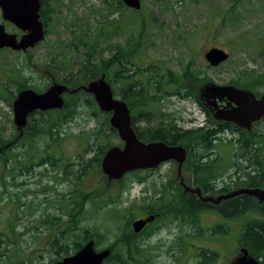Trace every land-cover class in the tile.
Returning a JSON list of instances; mask_svg holds the SVG:
<instances>
[{"label": "trees", "instance_id": "trees-1", "mask_svg": "<svg viewBox=\"0 0 264 264\" xmlns=\"http://www.w3.org/2000/svg\"><path fill=\"white\" fill-rule=\"evenodd\" d=\"M49 1L44 0L40 9V20L45 27L46 35L49 21L57 13L56 5H53L52 8V4H49ZM53 3L55 2L53 1ZM103 7L105 14H100L101 20L97 21V23H106L107 17L113 11L127 10L119 0H112L111 2L104 0ZM94 11L98 13V10ZM132 12L140 13V11L134 10ZM230 15L231 13H228L224 16L223 21ZM230 21L235 20L230 19ZM90 23L91 19L89 17L78 19V22L74 24L75 33L71 32L70 40L64 44L66 49L82 55L81 59L68 64L64 62L62 56H53L49 62L50 64L47 65V69H50L56 77H58L59 73L64 72L62 78H57V83L66 87V91L63 94L64 106L52 114L39 112L37 116L29 118L27 126L23 130L25 132V137L22 141L24 146L22 150L24 154L22 159L24 173L31 175L33 168L45 162L49 165H54L53 163L57 162V158H60V161L65 159V164L69 162L71 164L77 163L78 158L70 161L69 157H56L51 152V149L67 140V134L63 127L68 122L77 119L80 116V111L83 112L81 115H84L88 121L92 122V128L81 130L76 135L70 134V138L77 140L79 143H87L85 152L94 154L93 159H87L81 165L86 174L91 169L101 168L102 158L106 150L110 148L108 142L113 136H117V133L109 124V114L99 111L88 89L90 83L105 80L111 86L113 95L115 97L119 96L126 103L130 112L131 127L140 141L144 143L163 142L170 146L180 145L185 148V166L190 170V175L193 179L190 183L199 187L202 197L211 196V194L207 193L223 194L232 189H264V117L261 122L255 124L256 129L252 133H247L234 123L216 120L210 112L211 109L199 98L200 88L206 89L213 82L202 70L194 68L192 60H189L179 73L168 69L159 72L149 65L144 69L135 66V61L141 51V41L139 39L134 41L124 40L123 42L109 45L108 49H106L109 52V56L104 58L101 55L102 46L98 40L99 36ZM24 66L27 70L28 68L31 70V72L28 70L29 75L25 73L21 75L19 68L14 65L16 74L7 80L15 87V92L11 93L12 99L16 97L17 92L23 89H32L38 94L44 91L36 83L42 76H33L35 75L34 66L30 57L25 59L22 64V67ZM131 67H135V73L140 74L142 71H150V75L149 77L137 76L135 78V75L133 76L130 72ZM227 85L251 91L258 97L260 93L256 91L255 87L264 88V79L253 80L246 84H242L238 80H231ZM168 88H172L173 92L168 93ZM151 91L154 92L153 95L150 94ZM168 95L194 102L203 113V125L182 128L175 124L172 119H166V115L161 112H157L154 120H152L151 105L154 102H160ZM138 122L144 123V127L137 126ZM224 132H229L234 139L228 140L227 144L222 143L221 145L233 147L234 154L232 156L233 160L230 159L231 161L229 160L223 168H220L221 157L213 156L211 158V156L214 154L213 151L221 146L216 141L221 140L219 135ZM9 142L8 140L7 143ZM1 143L2 141L0 140ZM119 147H121V144ZM2 149L4 147L1 144L0 150ZM7 149L10 151L9 148ZM28 149L30 153H28ZM13 159H16V157L8 155L3 164L5 166L8 164L6 166L8 167ZM56 166L57 168H63L60 164H56ZM229 169L235 171L237 178L231 180V176H228L229 183L217 190L215 179L219 177V174L227 173ZM12 171H15L14 168L7 170L9 174ZM144 172L134 171L125 176L139 177ZM51 179L58 181L59 177L55 175ZM75 179H77L75 176L69 177L70 182ZM7 184V180L0 176L1 193L6 191ZM11 185L15 188L14 183H11ZM197 197L190 195L183 198L181 207L183 208L184 219L196 224L197 214L206 211L215 213L225 222L215 225L210 232L211 235L216 233L221 235L231 234L232 223L239 221L240 226L237 228L238 233L236 234L237 244L252 252L255 258L264 264V203L259 204L258 200L252 196L240 194L226 199L225 202L223 201L219 205L211 206L207 201L203 204L199 199L200 197ZM63 206V201L53 205L55 209ZM72 206L77 207L78 204L72 202ZM160 206L165 209L175 208L170 202L163 203ZM139 207L138 209H143V205ZM135 209L134 207L125 208L122 211L123 213L117 214V220L129 225L135 218L133 211ZM77 216L74 212L70 213V221L66 222V227L60 231V236L55 237L51 245L45 248L47 252H53L55 256L48 263L42 260L43 257L40 254L31 257L25 256V249L20 245L23 240L21 238L22 234L16 232L12 223L6 225V231H0V264H55V262L61 260L62 253L67 251V247L70 246L69 249L72 250H77L81 247L83 235L77 230L78 221L75 220ZM49 218L50 226L52 224L56 226L61 223L57 218L56 212L53 215H49ZM16 221L19 223V219L16 218ZM38 226L35 230L39 229ZM138 250L142 258L146 257V254L148 256V249L139 248ZM198 254L202 259L206 260L205 264H216L218 260V253L214 250L209 251L202 248L198 251ZM142 258L141 260L136 259L134 264H147ZM102 264L112 263L105 260ZM116 264L123 263L117 261Z\"/></svg>", "mask_w": 264, "mask_h": 264}, {"label": "rangeland", "instance_id": "rangeland-1", "mask_svg": "<svg viewBox=\"0 0 264 264\" xmlns=\"http://www.w3.org/2000/svg\"><path fill=\"white\" fill-rule=\"evenodd\" d=\"M103 1L50 0L49 4H52V8L53 5H56L57 13L49 21L48 33L44 40L24 54L10 50L0 51V140L4 147L1 152L6 153L8 144L13 145L16 142L23 141L25 137V132L22 130L24 128L17 127L14 124L12 105L10 106L13 101L11 93L15 92V87L7 80L16 74L14 65L19 68L21 75L24 73L29 75L31 70L28 68V71L25 66L22 67V64L27 57L31 58L34 66L32 68L35 73L33 76H42L36 82L44 90L41 93L53 86H64L57 83V78H62L64 72L59 73L58 77H56L50 69H47V65L50 64L49 62L53 56H62L64 62L68 64L81 59L82 55L75 54L64 46L70 40L71 32L75 33L74 24L81 17H89L91 19L90 24L95 28L96 34L99 36L98 40L102 46L101 55L104 58L109 56V52L106 51L109 45L120 43L124 40L134 41L139 39L141 41V51L135 61V66L143 69L149 65L159 72L168 69L179 73L187 62L192 60L194 68L202 70L212 80V85L214 86L224 87L231 80H238L242 84H246L253 80L264 79V0H141L139 14L133 13L132 10L128 9L117 10L109 14L106 23H97V21L101 20L100 14H105ZM106 1L111 2L112 0ZM234 1L236 2L234 3ZM94 10H98V13ZM228 13H231V15L223 21V17ZM230 19L235 21H230ZM0 23L4 25L6 33L16 34L18 32L13 25L2 21L1 12ZM214 47L222 49L229 55L228 60L217 68H211L204 60V54ZM130 72L133 76L135 75V78L137 76L149 77L150 75V71H142L140 74L135 73V67H131ZM245 73L247 74L243 75ZM28 85L30 84L28 83ZM255 88L260 94L264 93V88L259 86ZM237 90L242 91V89ZM167 92L172 93L173 89L168 88ZM153 93L151 91L150 94L153 95ZM207 96L208 88L204 89L201 87L199 90L201 101L206 103ZM150 109L153 112L152 120H154L157 112H161L166 115V119H172L175 124L182 128L197 127L204 123V116L194 102L182 100L175 96L168 95L160 102H154ZM54 112H56V109L49 110L50 114ZM79 113L80 116L77 119L68 122L63 127L67 134V140L51 149V152L56 157H69L68 159L72 161L76 155L80 154L82 149L87 147V143H79L77 140L70 138V134L76 135L81 130L92 128V122L88 121L84 115H81L83 112L80 111ZM136 125L144 127L142 122H138ZM220 139L216 141L219 145L222 143L227 144L228 140H232L229 136H221ZM8 140L10 141L9 143H7ZM120 144L121 141L118 136H113L108 142L110 148L113 146L117 147ZM9 149H13L12 146ZM27 151L30 153L29 149ZM215 151L221 154L224 163L229 162L230 159L233 160V147L221 145ZM9 156H15L14 152L9 153ZM14 161L15 159L11 161L8 167L3 166L2 168L0 165V176L6 179L8 183L6 191L14 192L7 197H3L0 189V231L2 232L6 231V225L14 222L13 213L19 215L22 211V206L18 203L21 199L15 194L16 190L24 193L42 191L44 189L55 190L49 186L48 172H43L44 169L36 168L35 176L22 172V177H20L15 171L9 174L7 170L15 167ZM153 174L156 178L161 175L172 177L183 175L188 183L186 185L190 187L188 182L190 181V173L185 163H164ZM228 176H231V180L237 178L235 171L229 169L223 178L216 181L217 189L229 183ZM101 177L106 178L101 180ZM128 179L129 177L125 178V180ZM100 180L102 182H114V180L104 175L100 168H97L91 170V173L84 180L83 186L92 190L94 184ZM72 182H75V180ZM11 183L15 184V188ZM130 188L129 193L123 195V202L118 205L119 210L124 208L126 202H130L134 195H139V191L142 189V187L138 186ZM60 189L63 188L61 187ZM240 190L232 189L225 194L212 195L213 201L227 197L228 193L233 194ZM50 196L53 198L47 201H50L53 205L63 201L57 200L54 194ZM206 196L203 198L207 199ZM9 198L15 199L16 205L14 208L9 205ZM258 203L262 204L264 201H258ZM9 211L12 212L9 214ZM6 217H8L7 220H5ZM135 218H137L136 215ZM200 222L203 227H206L225 221L213 213H205L201 215ZM232 224L231 234L228 233L226 235L219 233L212 235L209 233L208 235L207 229L209 227L205 228V237L197 238L199 244L203 243L202 246L210 247L217 251L219 254L218 264H236L242 258L258 261L252 252L242 248L236 242L237 228L240 226V222L235 221ZM38 227L39 229L35 230L36 226L31 225L28 229V235L23 238L20 245L25 249V256L31 257L40 254L43 256L42 260L48 263L50 259L45 256L47 250L40 244L36 247L32 245L33 237L42 230V227ZM208 236L211 239V243L207 242ZM159 260L162 261L153 264H171L164 258Z\"/></svg>", "mask_w": 264, "mask_h": 264}, {"label": "flooded vegetation", "instance_id": "flooded-vegetation-1", "mask_svg": "<svg viewBox=\"0 0 264 264\" xmlns=\"http://www.w3.org/2000/svg\"><path fill=\"white\" fill-rule=\"evenodd\" d=\"M43 1L44 0L41 2V7L44 3ZM254 96L257 98L256 95ZM216 101L219 109L226 107V109L229 110L235 107L234 103L228 105V100L225 98L220 100L216 98ZM39 112L41 111L38 110L30 113L27 117V122L31 116L35 117ZM210 112L214 113L215 110L212 109ZM262 118L252 122L248 129L243 127L241 128H243L247 133H252L256 129L255 124L261 122ZM27 122L23 127L24 129L27 126ZM225 122L232 124V122L229 121ZM220 136H229L232 140L234 139L229 132H224L223 134H220L219 137ZM11 146L13 149H10V151L3 154L0 153V165L2 168L3 166L6 167L8 164L5 166L3 163L9 153L14 152V155L16 156L14 161V170L20 177H22V159L24 155L22 152L24 149L23 142L19 141ZM213 153L214 154L211 158L213 156L219 158L221 157L220 153H217L216 151H213ZM93 156V153H86L85 149H82L80 154L74 157L75 159L78 158V161L75 164H71V162L65 164V159L60 161V158H57L58 160L56 163H53L54 165H49L45 162L36 167L38 169H44L43 172H48L47 174L50 182L49 186L53 187L55 190L44 189L42 191H30L27 193L16 190L15 194H17L21 199L18 203L22 205V211L17 217L15 213H13L14 222L12 224L14 225L16 232L22 234L21 238L28 235L27 232L31 225L36 227L40 225L42 230L34 236L35 238L33 237L32 245L33 247H36L40 244L44 248H48L54 241L55 237L60 236V231L66 227V222L70 221V213L74 212V214L78 215L75 217V220L78 221L77 230L82 233L83 240L81 247L77 250L69 249L70 246L67 247V251L62 253V258L74 255L87 243L92 242V250L95 253L108 251V256L104 259V261H111L112 264H116L117 261L122 262L123 264H134L136 259L141 260L142 255L138 250L139 248L143 250H145V248L148 249V256L146 254V257L142 258V260H145L147 264L161 262L162 260H159L160 258L166 259L171 264L206 263V260L199 256L198 251L202 248L209 251H213V249L202 246L203 243L199 244L197 238H204V229L208 227L207 233L209 235L213 227L217 224L214 223L206 227L201 225V215L205 213H213L208 211L197 214L196 224L187 222L188 220L186 221L184 219L182 214L183 208L181 207L184 197H189L190 195L195 197L198 196L197 198L200 197L199 199L203 202V204L206 201V199L201 196L199 187L190 183L193 180L191 175L189 179L190 181H188L190 183V187L187 186L188 183L185 181L183 175H175L173 177L169 175H161L156 178L153 172L156 171L160 165L168 162H175L168 161L160 164L154 169L137 170L145 171L142 175H139V177L123 176L120 180H114V182H102L101 180L106 177H101L102 179L94 184V188L89 190V188H84L83 182L91 171L86 174L81 165H83V161L91 159ZM183 163H185V160L181 164ZM227 163L228 162L224 163L221 157L219 167L223 168ZM56 164H60L63 168H57ZM36 168L31 170L32 176H35ZM186 168L190 173L188 167ZM225 174H219V177H217L214 182L216 183V181L220 178H223ZM55 175L59 177L58 181H53L51 179ZM70 176L77 177L74 183L69 181ZM127 177H129V179L125 180ZM135 186L142 187L139 191V195H134L132 200H130V202H126V206L119 210L118 205L120 202H123V195H125V193H129V189H131L130 187ZM61 187L63 189H60ZM217 187L218 185H216V188ZM12 193L14 192L3 191L2 196L7 197ZM50 193L54 194L57 197V200H63L64 206L62 208L55 209L53 207V203L47 201L53 198L50 196ZM207 194L215 195V192ZM8 200L10 201L9 205L14 208L16 205L15 199L9 198ZM209 200L211 201V206L217 203L221 204L223 201H226L225 197L215 200L217 203H213L215 202L213 201V198H209ZM72 202L78 204V206L73 207ZM168 202L174 205L175 208L165 209L160 206L161 204ZM140 205H143V209L141 210L138 209L140 208ZM131 207L136 208L133 211L137 218H134L129 225L123 222L119 223L117 220V214L123 213L122 211L125 208L129 209ZM10 212L12 211H9V214ZM55 212L61 223L56 226L53 224L50 226L48 222L50 219L49 215H53ZM151 217L152 220L147 223L143 229L137 233L134 232L132 223L135 220H143ZM7 218L8 217H6L5 220H7ZM16 218L19 219V223H17ZM208 241L211 243L209 236L207 237V242ZM45 256L49 259H53L55 257L53 252H47ZM218 260L216 264H218Z\"/></svg>", "mask_w": 264, "mask_h": 264}, {"label": "water", "instance_id": "water-1", "mask_svg": "<svg viewBox=\"0 0 264 264\" xmlns=\"http://www.w3.org/2000/svg\"><path fill=\"white\" fill-rule=\"evenodd\" d=\"M126 8L140 10L141 0H119ZM42 0H0L1 19L13 25L21 32L20 36L6 33L4 25L0 23V50L10 49L14 52H25L42 42L45 36L44 27L40 21V7ZM229 55L219 48H210L204 54L207 64L216 68L225 63ZM88 91L92 94L99 110L109 113V124L117 132L122 147L113 146L106 150L101 169L104 175L111 180H120L125 174L137 171L154 169L160 164L175 161L181 164L186 158V150L180 145L170 146L163 142L140 141L131 127L129 109L124 101L114 98L110 85L103 81L89 84ZM64 86H53L44 93L38 94L31 89L18 92L12 103L13 121L15 126L24 127L27 117L33 111H47L61 108ZM216 98H225L228 105L235 107L227 110L219 109ZM207 105L214 109L216 120L229 121L248 129L252 122L264 117V94L259 99L246 91L231 87H208ZM246 194L258 201H264V189H241L237 193L227 194L226 199ZM206 201H210L207 199ZM211 202V201H210ZM217 203V202H213ZM218 204V203H217ZM152 220L146 218L135 220L132 223L134 232H139ZM92 242L87 243L80 251L72 256L63 257L55 264H102L108 256V251L95 253ZM236 264H261L258 261L239 259Z\"/></svg>", "mask_w": 264, "mask_h": 264}, {"label": "bare ground", "instance_id": "bare-ground-1", "mask_svg": "<svg viewBox=\"0 0 264 264\" xmlns=\"http://www.w3.org/2000/svg\"><path fill=\"white\" fill-rule=\"evenodd\" d=\"M217 190H218V189H217ZM215 202H216V201H215ZM152 209H154V208H152ZM159 210H160V209H159ZM153 216H154V215H153ZM142 231H143V230H142ZM92 240H93V239H92ZM95 245H96V244H95ZM95 245H94V246H95ZM103 250H104V249H103Z\"/></svg>", "mask_w": 264, "mask_h": 264}]
</instances>
